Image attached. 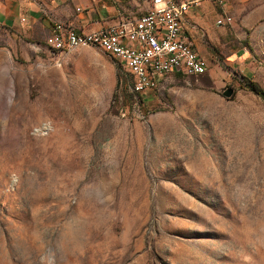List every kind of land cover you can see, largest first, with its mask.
I'll return each mask as SVG.
<instances>
[{"label": "rangeland", "instance_id": "1", "mask_svg": "<svg viewBox=\"0 0 264 264\" xmlns=\"http://www.w3.org/2000/svg\"><path fill=\"white\" fill-rule=\"evenodd\" d=\"M0 0V264H264V0L145 94L99 48L55 53ZM232 88L226 97L223 92Z\"/></svg>", "mask_w": 264, "mask_h": 264}, {"label": "built area", "instance_id": "2", "mask_svg": "<svg viewBox=\"0 0 264 264\" xmlns=\"http://www.w3.org/2000/svg\"><path fill=\"white\" fill-rule=\"evenodd\" d=\"M217 1L225 3L230 0ZM199 2L152 0L145 13L124 16L88 32L57 21L45 39V45L55 53L65 52L73 45L99 48L117 60L128 73L132 91L145 94L158 88L160 78L170 72L185 77L207 72L206 58L195 50L183 27L187 11ZM224 21L218 20L217 23Z\"/></svg>", "mask_w": 264, "mask_h": 264}, {"label": "crops", "instance_id": "3", "mask_svg": "<svg viewBox=\"0 0 264 264\" xmlns=\"http://www.w3.org/2000/svg\"><path fill=\"white\" fill-rule=\"evenodd\" d=\"M243 1L219 3L217 0H200L187 11L183 21L185 33L203 57V53L214 49L221 35L233 30L235 34L241 33L242 27L238 21L247 24V18L243 16ZM151 3L152 0H35V4L23 9L19 15L22 17L21 24L34 38L46 39L57 21L71 25L78 31L88 32L110 25L124 16L143 14ZM17 15L16 11L6 14L0 10V26H18ZM218 20L225 21L218 24Z\"/></svg>", "mask_w": 264, "mask_h": 264}, {"label": "trees", "instance_id": "4", "mask_svg": "<svg viewBox=\"0 0 264 264\" xmlns=\"http://www.w3.org/2000/svg\"><path fill=\"white\" fill-rule=\"evenodd\" d=\"M175 74H178V73H175ZM200 75H202V74H200ZM200 75H198V76H200ZM198 76H195V77H198ZM247 88L257 95H263L264 94V92L261 90V88H259L258 85L252 81L248 82Z\"/></svg>", "mask_w": 264, "mask_h": 264}, {"label": "water", "instance_id": "5", "mask_svg": "<svg viewBox=\"0 0 264 264\" xmlns=\"http://www.w3.org/2000/svg\"><path fill=\"white\" fill-rule=\"evenodd\" d=\"M234 93V90L232 88H228L226 89L223 94L226 96V97H230L232 96V94Z\"/></svg>", "mask_w": 264, "mask_h": 264}, {"label": "bare ground", "instance_id": "6", "mask_svg": "<svg viewBox=\"0 0 264 264\" xmlns=\"http://www.w3.org/2000/svg\"><path fill=\"white\" fill-rule=\"evenodd\" d=\"M79 46H83V45H73V46L70 47L67 51L73 50V49H75V48H77V47H79ZM84 46H86V45H84ZM65 52H66V51H65ZM170 73H178V72H170ZM198 75H200V74H194V76H198Z\"/></svg>", "mask_w": 264, "mask_h": 264}]
</instances>
